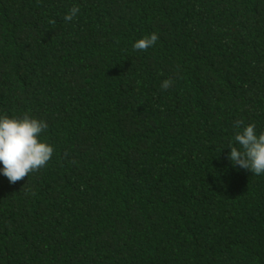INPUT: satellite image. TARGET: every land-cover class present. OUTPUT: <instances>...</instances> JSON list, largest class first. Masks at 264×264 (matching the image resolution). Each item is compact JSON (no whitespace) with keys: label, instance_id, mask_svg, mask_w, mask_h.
I'll list each match as a JSON object with an SVG mask.
<instances>
[{"label":"trees","instance_id":"1","mask_svg":"<svg viewBox=\"0 0 264 264\" xmlns=\"http://www.w3.org/2000/svg\"><path fill=\"white\" fill-rule=\"evenodd\" d=\"M25 114L54 152L0 173V264H264V174L228 159L236 121L264 132V0H0Z\"/></svg>","mask_w":264,"mask_h":264},{"label":"clouds","instance_id":"2","mask_svg":"<svg viewBox=\"0 0 264 264\" xmlns=\"http://www.w3.org/2000/svg\"><path fill=\"white\" fill-rule=\"evenodd\" d=\"M79 11L78 6H73L65 15V21H72ZM158 38L156 33H152L137 40L133 48L146 51L155 45ZM172 83L171 79H167L163 81L162 87L168 89ZM47 127L46 121L28 114L23 118L0 116V164L3 165L0 173L11 184L39 171L50 161L54 149L40 139ZM234 127L239 129L234 139L240 147H230L228 159L233 166L249 170L256 176L264 174V132L257 134L255 124L245 125L243 120L236 121Z\"/></svg>","mask_w":264,"mask_h":264}]
</instances>
